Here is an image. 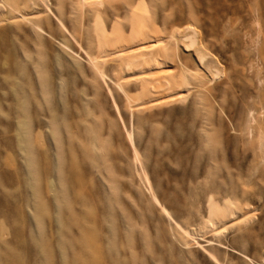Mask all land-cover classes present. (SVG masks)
<instances>
[{"label":"rangeland","instance_id":"rangeland-1","mask_svg":"<svg viewBox=\"0 0 264 264\" xmlns=\"http://www.w3.org/2000/svg\"><path fill=\"white\" fill-rule=\"evenodd\" d=\"M210 254L264 264V0H0V264Z\"/></svg>","mask_w":264,"mask_h":264},{"label":"bare ground","instance_id":"bare-ground-1","mask_svg":"<svg viewBox=\"0 0 264 264\" xmlns=\"http://www.w3.org/2000/svg\"><path fill=\"white\" fill-rule=\"evenodd\" d=\"M86 4H89V5H95V4H100V3H102L104 0H83ZM62 23V22H61ZM193 27V26H192ZM191 26H188L187 28H186V31H188V32H194V31H196V29L194 28H192ZM65 28V27H64ZM194 30V31H193ZM42 31V30H41ZM43 32V31H42ZM196 36H197V33H194V36H191L189 39L191 40V42H192V44H195L196 43ZM154 38V36H153V34H152V31L149 29V28H146V29H144V30H142V31H140V32H138V33H136L135 35H134V37H133V39H132V44L130 45H128V43L129 42H127V39H124L123 37H120V36H118L117 37V39H116V47H117V51H115V55L117 56V58L119 57V58H122V57H125V56H130V57H135V59H140V60H148V63L147 64H151L150 66H152V64L153 63H155V65H157V63H159L162 59H165V57H166V55H169V53H168V49H165L164 51H157V52H155V53H150L151 51V49L149 50L148 48H150V47H148L149 45H150V43L154 40L153 39ZM162 40V39H161ZM160 40V41H161ZM169 39H167V41H168ZM160 41L158 42V43H160ZM164 40H162L161 42H163ZM166 42V41H165ZM170 42V41H169ZM172 42V41H171ZM167 44V43H166ZM168 44H170V43H168ZM128 46V50L126 49V47ZM168 46V45H167ZM169 46H171V45H169ZM110 47V44L108 43V42H105L104 43V45H103V48H102V52H107V50H108V48ZM153 50V49H152ZM155 50V49H154ZM167 50V51H166ZM150 51V52H149ZM168 53H166V52ZM114 55V54H113ZM145 56H147L148 58L146 59L145 58ZM167 57H169V56H167ZM90 58V62H91V64L96 68V70H97V72H98V74H99V76L107 83V81H106V73L104 72V65H105V58H101V59H99V60H96V59H93L92 57H89ZM125 59V58H124ZM167 59V58H166ZM143 62V61H142ZM141 62V63H142ZM147 62V61H146ZM144 64V63H143ZM161 64V63H160ZM145 65V64H144ZM149 66V67H150ZM172 73V71L171 70H168L167 71V74H171ZM174 73V72H173ZM107 85H108V83H107ZM109 86V85H108ZM121 88V87H120ZM163 91L162 92H160L159 94H156V93H154V92H152V91H148V93H152L151 94V96H153V103H154V105H156V104H160V101L162 102V103H164L165 101H164V99L165 98H168V101L170 100L171 101V97L173 98H175V97H185L186 95L185 94H175V93H177L176 91L174 92V84H172V82L171 81H168V80H164L163 81ZM122 89H123V87H122ZM111 90V89H110ZM176 90V89H175ZM111 92V94H112V90L110 91ZM179 92H181V91H179ZM113 95V94H112ZM150 95V94H149ZM148 95V96H149ZM150 97V96H149ZM177 97V98H178ZM113 98H114V96H113ZM162 98V99H161ZM174 100V99H173ZM176 100V99H175ZM114 103H115V105H116V107H117V110H118V112H119V115H120V109H119V107H118V105H117V103H116V101H115V98H114ZM153 103H152V105H153ZM167 103V102H166ZM151 104V103H150ZM143 105V104H142ZM145 105V104H144ZM150 106V105H149ZM144 108H146V106H144ZM143 109V108H142ZM122 115V114H121ZM121 117V119H122V121H124L123 120V118H122V116H120ZM128 136H129V140H130V142H131V144H132V146L134 147V150H135V140H134V133L133 132H128ZM137 150V149H136ZM135 150V152H136V156L138 157V155H139V153H138V151H136ZM139 158V157H138ZM139 161H140V159H138ZM147 181H148V183L151 185V183H150V180H149V178L147 177ZM157 196V195H156ZM155 196V194H154V197H155V200H156V202L157 203H159V205H160V200H158V197H156ZM162 206V205H161ZM163 210H164V212H165V214L170 218V219H172L173 220V217H172V215L170 214V212L166 209V208H164L163 207ZM177 226L180 228V229H183L182 227H181V225L180 224H178V222H177ZM186 234L188 235V237L190 236L191 237V235H190V233L187 231L186 232ZM192 238V237H191ZM209 245H213V242L212 241H210L209 242ZM243 257H245V258H248V257H246V256H244V255H242ZM210 257L215 261V262H217V263H219L220 264V261L218 260V258L215 256V255H213V254H210ZM249 259V258H248Z\"/></svg>","mask_w":264,"mask_h":264}]
</instances>
